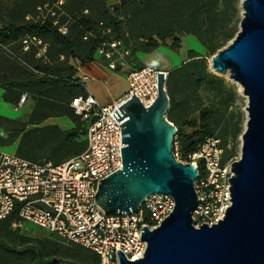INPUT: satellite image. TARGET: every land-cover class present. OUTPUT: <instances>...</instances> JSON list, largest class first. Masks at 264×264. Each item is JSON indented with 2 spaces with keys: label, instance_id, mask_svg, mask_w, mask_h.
<instances>
[{
  "label": "trees",
  "instance_id": "trees-1",
  "mask_svg": "<svg viewBox=\"0 0 264 264\" xmlns=\"http://www.w3.org/2000/svg\"><path fill=\"white\" fill-rule=\"evenodd\" d=\"M239 2L240 0H18V8L22 13L0 29V44L9 46L20 61L8 56L17 67L0 66V89L4 91V103L15 107L25 93L26 99L32 97L34 106L27 122L1 119V146L17 142L16 154L31 162L44 160L59 164L76 156L86 147V141L82 137V133L85 134V124L73 113L70 102L75 97L87 94L73 77L75 69L69 68L71 73L68 77L57 74L60 72L59 65L64 63L61 58L71 57L89 64L98 58L96 52L101 44L113 40L120 41L130 50L131 58H135L137 52H152L167 41H171L172 50H177L180 38L186 35L194 37L207 55L212 56L224 48L238 32L241 19ZM59 12H63L61 18H58ZM25 36H33L45 43L44 54L37 57L35 47L22 52L21 40ZM207 69L205 58L189 51L188 60L167 73L165 86L170 107L166 115L167 120L173 124L175 118L171 113L178 80H182L195 96L203 90L214 98H219L220 108L198 104L195 110L198 111L199 119L197 134L202 142L206 138H216L220 142L215 134L220 123L219 111L232 101L233 94L222 78ZM198 99L199 97L195 102ZM52 117H67L74 127L63 131L56 125H42ZM240 132L236 128L230 138L234 140ZM179 135L180 130H177L176 136ZM219 137L222 140L220 146L225 153L227 137ZM197 143L191 142L185 148V157L197 149ZM15 218L16 212L0 221L5 224L0 229V264H66L61 260L42 263V260L35 259L27 262L22 257V252L15 253L16 247L31 241L11 228ZM9 225L13 231L9 229ZM12 254L16 257L11 263L9 256ZM69 256L73 258L70 264H96L98 260L94 253L86 254L85 251L80 256Z\"/></svg>",
  "mask_w": 264,
  "mask_h": 264
},
{
  "label": "water",
  "instance_id": "water-1",
  "mask_svg": "<svg viewBox=\"0 0 264 264\" xmlns=\"http://www.w3.org/2000/svg\"><path fill=\"white\" fill-rule=\"evenodd\" d=\"M239 30L211 58V69L226 75L247 98V119L239 159L228 179L231 206L217 224L195 228L197 168L177 161V128L166 118L170 99L164 72L156 73V98L144 108L135 95L113 113L120 127L121 170L98 181L94 203L108 215H129L154 193L170 195L174 207L160 226L143 227L144 257L120 264H264V0H242Z\"/></svg>",
  "mask_w": 264,
  "mask_h": 264
},
{
  "label": "built area",
  "instance_id": "built-area-1",
  "mask_svg": "<svg viewBox=\"0 0 264 264\" xmlns=\"http://www.w3.org/2000/svg\"><path fill=\"white\" fill-rule=\"evenodd\" d=\"M21 47L22 52L37 48V57L46 50V44L33 36H25ZM0 48L7 56L20 61L9 46L0 44ZM96 56L110 70L125 76L126 92L104 106L90 95L71 100L70 108L85 124L86 147L59 164L27 161L0 149V221L16 212L12 229L39 228L65 243L94 253L98 259L96 264H120L117 250L130 262L144 257L147 244L140 237L143 227L148 231L159 227L172 212L174 199L154 193L135 213L108 215L94 203V195L99 180L122 168L120 148L124 144H120L119 125L127 118L118 123L113 113L131 95L144 108L150 107L156 98V73L163 71L153 66L136 67L130 50L117 40L102 43ZM81 80H87V76ZM25 99L23 93L16 108H21ZM223 155L216 138H206L188 155L186 163L194 165L198 172L194 182L197 206L192 213L195 228L217 224L231 206L228 179L233 176L231 164L239 157L225 159Z\"/></svg>",
  "mask_w": 264,
  "mask_h": 264
},
{
  "label": "rangeland",
  "instance_id": "rangeland-1",
  "mask_svg": "<svg viewBox=\"0 0 264 264\" xmlns=\"http://www.w3.org/2000/svg\"><path fill=\"white\" fill-rule=\"evenodd\" d=\"M241 1L242 0H240L238 4L240 18L242 17L243 12L241 8ZM17 2L18 0H0V29L3 28L7 22L18 18L22 13L18 8ZM62 11L64 12V9H62ZM63 12H59L58 18H61ZM36 19H38V17H36ZM47 46L49 45L47 44ZM189 51H193L197 55L204 57L208 68L207 70L212 74L222 78L224 80L225 86L232 90V101H230L227 106H223V108L221 107L219 111L220 123L215 129V134L220 139V144L222 140L219 136L226 135L227 137V141L224 144V158H238L240 156L241 150V135L245 129V122L247 119V98L243 95L242 88L239 86V84L230 79L229 76L217 74L211 69L210 60L216 53L212 56H208L206 50L196 39L191 36H183L180 40V47L177 50H172L171 41H167L152 52H137L136 56L138 66H153L159 70L169 73L171 70L180 67L188 60ZM163 54L170 55L171 59L166 58L163 56ZM183 59H185L184 62H182ZM60 60H62L61 62L64 63L59 65L60 72L57 74L62 77H68L70 75L71 69L69 68L75 69L86 66V64H83L81 60L71 57L66 59L61 58ZM0 66L17 67L1 48ZM75 76L76 75L74 74L73 77ZM126 87L127 84L125 76L119 73V77L114 83V88L125 89ZM174 93L175 100L171 115L175 118L173 125L177 128V130H180V135L175 137L173 153L175 154L177 161L186 163L188 162V156H184L185 148L191 142H198L196 147L203 143L200 139V136L197 134L199 129V119L198 111L195 110L196 106L198 104H203V106H210L216 109L220 108L218 106L220 101L219 98H214L203 90L197 96L193 95L182 80H178ZM197 97H199V99L197 102H195ZM33 106L34 100L32 97L27 98L23 106L17 109H15L12 105H7L0 101V117H5V119L11 121L24 122L29 119L28 116L32 111ZM166 118L168 119L167 115ZM236 128H239L241 132L234 140H232L230 136L233 134V131L236 130ZM82 137L85 139L84 133H82ZM0 149L7 153H14V146H7L3 148L0 147ZM38 162H40V160ZM4 227L5 224L0 222V229ZM9 229L13 231L10 228V225ZM16 233L31 239V241L27 244L14 249L15 253L18 251L22 252V257H24L27 262L30 260L33 261L35 259L42 260V263L61 260L66 264H70V262L73 261V258L69 256L70 254H78L80 256L81 252L84 251L86 254H92L76 244L65 243L60 238L39 228L27 226L26 230L18 231ZM15 257V254L9 256L11 263Z\"/></svg>",
  "mask_w": 264,
  "mask_h": 264
},
{
  "label": "crops",
  "instance_id": "crops-1",
  "mask_svg": "<svg viewBox=\"0 0 264 264\" xmlns=\"http://www.w3.org/2000/svg\"><path fill=\"white\" fill-rule=\"evenodd\" d=\"M186 36H188V35H186ZM181 38H180V40H181ZM160 55H161V53H160ZM163 56L171 59L170 55L163 54ZM132 59H134L133 64L136 67H141V66H138L137 56H135V58L132 57ZM184 61H185V59H183L182 62H184ZM75 69L77 71L75 72L76 76L74 78L77 79L78 82L80 81L79 83L84 87L86 94L92 96L102 106L107 105L110 102H112L113 100L118 99L127 90V87L125 89H117V88L115 89L114 88V83H115L116 79L119 77L120 72L110 70L107 67L106 62L100 58H97L95 61H93L89 64H86L85 67L75 68ZM160 71H163V70H160ZM120 74H122V73H120ZM83 76H87V80L82 81L81 78ZM126 84H127V82H126ZM3 92L4 91L2 89H0V101L1 102H3V99H2ZM4 104H7V103H4ZM7 105H9V104H7ZM14 108L17 109L16 106ZM30 114H31V112H30ZM30 114L28 117H30ZM28 117H27V119H28ZM2 118H5V117H0V122H1ZM27 121L28 120H26L24 122H27ZM42 125H56L63 131L70 130L74 127V124L67 117H52V118L47 119ZM0 130H1V135H0V137H1L3 135V129L1 127V125H0ZM16 143L17 142H15L11 145H8V146H14V153L15 154H16V149H17ZM0 147L3 148V147H7V146H1V144H0Z\"/></svg>",
  "mask_w": 264,
  "mask_h": 264
},
{
  "label": "bare ground",
  "instance_id": "bare-ground-1",
  "mask_svg": "<svg viewBox=\"0 0 264 264\" xmlns=\"http://www.w3.org/2000/svg\"><path fill=\"white\" fill-rule=\"evenodd\" d=\"M210 63H211V60H210ZM226 75L228 76V73Z\"/></svg>",
  "mask_w": 264,
  "mask_h": 264
}]
</instances>
